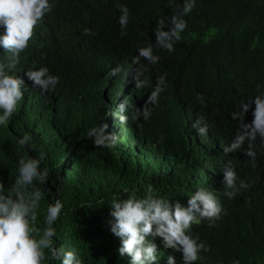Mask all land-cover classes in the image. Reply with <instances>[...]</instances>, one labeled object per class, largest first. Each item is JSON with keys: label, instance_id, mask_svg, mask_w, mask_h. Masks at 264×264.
<instances>
[{"label": "trees", "instance_id": "16d2710c", "mask_svg": "<svg viewBox=\"0 0 264 264\" xmlns=\"http://www.w3.org/2000/svg\"><path fill=\"white\" fill-rule=\"evenodd\" d=\"M119 3L130 9L126 36H120L116 21ZM173 11L167 0H56L34 30L18 65L28 91L6 128L16 133L7 131L13 143L31 133L47 152L45 164L51 174L37 223L59 189L65 207L55 225L56 243L75 247L84 264H126L116 255L117 237L110 235L107 223L114 192L126 198L130 193L124 189L136 185L141 197L152 183L157 195L179 200L209 187L227 212L211 226L207 220L193 226L210 245L201 260L231 264L238 257L241 264H264V150L256 149L255 161L243 149L228 154L238 176L250 185L235 198L224 196V185L216 183L227 159L222 147L237 127L229 113L240 100L264 91V0H197L175 51L156 49L159 63L140 62L153 82L167 73V88L151 118L130 119L127 124L102 119L108 110L105 101L121 100L112 97L113 79L106 71L123 65L122 57L138 55V47L155 43L156 20ZM85 28L95 34L85 35ZM4 54L0 48V56ZM42 65L60 77L55 91L44 95L23 73ZM128 91L129 105L142 110L150 89L133 84ZM197 94H202L203 104L197 102ZM251 119L249 111L245 121ZM197 121L208 126L207 135L193 127ZM104 122L117 125V148L111 151L98 149L86 137L89 127ZM61 132L68 146L75 145L76 156L66 154ZM20 156L26 153L10 147L0 135V181L6 187L16 175ZM180 203L186 206L187 199ZM160 239L156 238L158 245ZM171 253L176 264H183L182 253L173 249L160 251L161 264Z\"/></svg>", "mask_w": 264, "mask_h": 264}, {"label": "clouds", "instance_id": "9594fccd", "mask_svg": "<svg viewBox=\"0 0 264 264\" xmlns=\"http://www.w3.org/2000/svg\"><path fill=\"white\" fill-rule=\"evenodd\" d=\"M55 3L56 0H0V48L5 52L0 56V135L10 147L26 153V156L16 160V175L11 185L6 187L0 181V264H52L53 261L59 264H84L75 247L56 243L55 225L64 214L65 207L59 189H56L57 198L47 204L41 223H37L38 209L48 194L46 185L51 174L45 164L47 152L43 145L38 144L31 133L18 136L17 143H13L7 132L11 130L6 128L28 91L24 78L18 75L21 73L18 71L21 53L29 47L34 30L43 22L46 14L52 12ZM167 3L174 11L170 16L156 20L153 29L155 43L138 47V55L132 59L122 57L123 65L117 63L106 71L113 79L109 84L110 90L113 89L112 97L121 100L116 104L105 101L108 110L104 111L102 119H118L123 124H127L130 119L137 122L141 117L142 122L148 121L152 116V108L159 105L162 93L167 88V73L156 76L153 82L147 75V67L140 62L144 60L151 65L159 63L161 57L156 49L169 53L175 51V45L188 27L186 17L196 8L197 0H167ZM117 10L119 34L126 36L130 9L126 3H119ZM84 33L95 34L89 28H85ZM23 73L42 95L55 91L60 83V77L46 65L28 68ZM133 84L136 89H150L142 110L129 105L127 101L128 90ZM256 87L259 89L260 85ZM196 100L200 104L204 103L202 94H197ZM249 111L252 119L246 122L245 115ZM229 116L237 127L230 141L222 147L227 159L223 162V176L216 175V183L224 185V196L232 199L250 185L238 176L236 165L228 154L243 149L250 160L255 161L256 149L264 150V91L257 90L254 95L240 100ZM193 127L199 135L208 134L206 124L201 125L197 121ZM116 128L117 125L113 123H97L88 128L86 137L98 149L111 151L117 148ZM11 133L16 134L14 131ZM59 135L66 154L76 156L75 145L68 146L70 141L65 134L61 132ZM132 143L135 142L132 140ZM219 143L220 140L216 141L217 145ZM137 191L138 187L133 185L131 189H124V192L130 193L126 198L115 192L111 196V218L107 223L110 235L117 237L115 245L119 247L116 255L120 261L126 264H161L160 251L173 249L182 253L183 264H207L201 260V253L209 252L210 245L198 233H194L193 226L204 220L211 226L226 214L227 209L216 191L202 187L188 197L181 196L179 200L157 195L152 183H147L146 195L137 197ZM183 198L187 199L186 206L180 203ZM97 203L102 204L103 201ZM157 237L161 238L162 249L156 242ZM162 259L165 264H176L173 253ZM231 264H241L240 258H234Z\"/></svg>", "mask_w": 264, "mask_h": 264}, {"label": "rangeland", "instance_id": "374dc122", "mask_svg": "<svg viewBox=\"0 0 264 264\" xmlns=\"http://www.w3.org/2000/svg\"><path fill=\"white\" fill-rule=\"evenodd\" d=\"M2 130L4 131V128H3V126H2Z\"/></svg>", "mask_w": 264, "mask_h": 264}]
</instances>
